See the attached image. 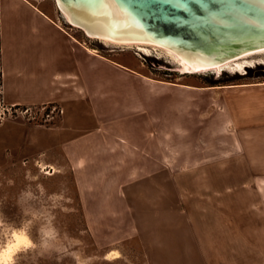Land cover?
Masks as SVG:
<instances>
[{
	"label": "rangeland",
	"instance_id": "1",
	"mask_svg": "<svg viewBox=\"0 0 264 264\" xmlns=\"http://www.w3.org/2000/svg\"><path fill=\"white\" fill-rule=\"evenodd\" d=\"M69 27L94 54L128 67L117 76L179 95L180 171L131 183L125 212L86 214L60 149L64 106L0 119V264L16 233L33 246L15 249V264H264V211L253 207L248 180L253 163L264 162V55L239 71L185 73L164 50L138 51ZM189 162L206 164L188 171Z\"/></svg>",
	"mask_w": 264,
	"mask_h": 264
},
{
	"label": "crops",
	"instance_id": "2",
	"mask_svg": "<svg viewBox=\"0 0 264 264\" xmlns=\"http://www.w3.org/2000/svg\"><path fill=\"white\" fill-rule=\"evenodd\" d=\"M59 11L49 0H0L3 97L16 105L62 104L60 149L83 212H125L131 183L180 171L179 95L149 92L155 88L146 82L117 76L128 67L85 47ZM253 167L252 205L264 211V162ZM208 177L203 174V180ZM229 191L238 197L243 189ZM219 195L228 196V190ZM87 224L92 228L88 218Z\"/></svg>",
	"mask_w": 264,
	"mask_h": 264
},
{
	"label": "water",
	"instance_id": "3",
	"mask_svg": "<svg viewBox=\"0 0 264 264\" xmlns=\"http://www.w3.org/2000/svg\"><path fill=\"white\" fill-rule=\"evenodd\" d=\"M67 21L101 40L164 50L202 66L264 55V0H57ZM94 33V34H92ZM98 37V36H97Z\"/></svg>",
	"mask_w": 264,
	"mask_h": 264
},
{
	"label": "bare ground",
	"instance_id": "4",
	"mask_svg": "<svg viewBox=\"0 0 264 264\" xmlns=\"http://www.w3.org/2000/svg\"><path fill=\"white\" fill-rule=\"evenodd\" d=\"M69 23H71V22H69ZM92 34H94V33H92ZM94 35H97L99 38H101V34H94ZM106 41L121 45V40H106ZM128 46H131V45H128ZM137 47H138V45H137ZM247 59L248 58H244V59L226 61V62H223V63H214V64H208V65H202V66H196V67L182 65L183 66L182 69H183V71L185 73H196V72L203 71V70H206V69H212V68L221 69L222 67H225V66L226 67L227 66L228 67L229 66H233V69L235 71H239L241 69H244L247 65L250 66V65H254L256 63H259V62H256V61H253V60H247ZM18 237L22 238V237H25V235L21 234V233H16L15 234V240H14L13 246H10L9 249L5 251L7 253V255H8V258L12 256V252L15 249L19 248L22 245L20 243V239H18ZM5 252H3V254H2V258H4V253Z\"/></svg>",
	"mask_w": 264,
	"mask_h": 264
},
{
	"label": "built area",
	"instance_id": "5",
	"mask_svg": "<svg viewBox=\"0 0 264 264\" xmlns=\"http://www.w3.org/2000/svg\"><path fill=\"white\" fill-rule=\"evenodd\" d=\"M0 35H1V20H0ZM1 76H2V64L0 61V119H6L8 116L17 115V114L30 118V119H34L35 118V112H34L35 107L9 104L8 102L5 101L3 97V93H2ZM52 109L54 111H57L58 113L63 112V109L62 108L60 109L56 105L52 106Z\"/></svg>",
	"mask_w": 264,
	"mask_h": 264
},
{
	"label": "clouds",
	"instance_id": "6",
	"mask_svg": "<svg viewBox=\"0 0 264 264\" xmlns=\"http://www.w3.org/2000/svg\"><path fill=\"white\" fill-rule=\"evenodd\" d=\"M20 243H21L22 245L27 246L28 248H30V247L33 246V242L31 241L30 237H27V236L20 238ZM20 250H27V249H26V248H22V249H20ZM3 264H15V261H14V259H13V260H9V259H8V255H7V253L5 252V253H4Z\"/></svg>",
	"mask_w": 264,
	"mask_h": 264
},
{
	"label": "snow or ice",
	"instance_id": "7",
	"mask_svg": "<svg viewBox=\"0 0 264 264\" xmlns=\"http://www.w3.org/2000/svg\"><path fill=\"white\" fill-rule=\"evenodd\" d=\"M18 239H20V238L18 237Z\"/></svg>",
	"mask_w": 264,
	"mask_h": 264
}]
</instances>
